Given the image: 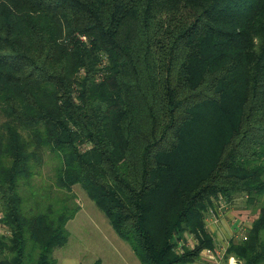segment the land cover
<instances>
[{
	"label": "trees",
	"instance_id": "obj_1",
	"mask_svg": "<svg viewBox=\"0 0 264 264\" xmlns=\"http://www.w3.org/2000/svg\"><path fill=\"white\" fill-rule=\"evenodd\" d=\"M76 184L140 264L257 205L264 0H0V264H56ZM245 237L227 254L264 264V202Z\"/></svg>",
	"mask_w": 264,
	"mask_h": 264
},
{
	"label": "crops",
	"instance_id": "obj_2",
	"mask_svg": "<svg viewBox=\"0 0 264 264\" xmlns=\"http://www.w3.org/2000/svg\"><path fill=\"white\" fill-rule=\"evenodd\" d=\"M239 199L245 198L236 195L230 203H222L221 208L217 205L218 207L214 208H219L216 214L210 211L207 215L205 226L213 238V247L209 249V253L202 250L198 260L192 264L233 263L234 260L230 259L233 256L227 254L228 247L231 242L237 241L247 232L252 222L248 217L238 216L233 207L231 209L233 203ZM80 212L79 209L77 214ZM76 216L67 223V243L54 252L56 264H94L96 261H99V264H140L128 244L116 235L105 216L101 217L93 212L83 221L80 217L75 219ZM74 237H77V250L72 249L70 245L74 242ZM65 247H68L66 251L63 250Z\"/></svg>",
	"mask_w": 264,
	"mask_h": 264
},
{
	"label": "rangeland",
	"instance_id": "obj_3",
	"mask_svg": "<svg viewBox=\"0 0 264 264\" xmlns=\"http://www.w3.org/2000/svg\"><path fill=\"white\" fill-rule=\"evenodd\" d=\"M53 160L55 162V159H53ZM72 191L76 197L75 203L77 205H79L80 210H81V212L79 214H77V216L75 215L76 216L75 219L80 217V220H82V221H83V219L86 220L87 215L90 213H93V212L97 213L101 217H104V215L99 211V209L96 208L94 203L89 200V198L86 196L85 191L83 190V188L80 185H78V184L74 185L72 187ZM244 201H245V199L244 200L239 199V201L233 203V205L231 204L232 205L231 209L233 207V211L237 212L236 214L238 216H242V217L245 216V217H248L249 219H252V220L255 219L256 216L258 215V210H259L261 203L264 202V196H262L259 199V202L257 203V205L255 204L253 207H250L248 209L245 208V202ZM231 209H230V211H231ZM2 232H3V228H1V226H0V235L2 234ZM76 238L77 237H74V242L70 243V245L72 246V249H75V250H77V248H78V244L75 242ZM72 239H73V237H72ZM185 243H186L185 245L191 247L194 244V240L191 238L190 235H187ZM67 249H68V247L63 248L64 251H66ZM33 261H34L33 257H32V259L29 258V262L27 264H30Z\"/></svg>",
	"mask_w": 264,
	"mask_h": 264
},
{
	"label": "built area",
	"instance_id": "obj_4",
	"mask_svg": "<svg viewBox=\"0 0 264 264\" xmlns=\"http://www.w3.org/2000/svg\"><path fill=\"white\" fill-rule=\"evenodd\" d=\"M221 207H222V206H220L219 208H221ZM219 208H218V209H219ZM218 209H215V210L211 211V213H212V214H216ZM240 238H242L243 240L246 239V237H245V233L242 234V236H241ZM206 252L209 253L210 250H209V249H206ZM230 259L234 260L233 263H231V264H240V262H239L237 259H234L233 257H231Z\"/></svg>",
	"mask_w": 264,
	"mask_h": 264
}]
</instances>
